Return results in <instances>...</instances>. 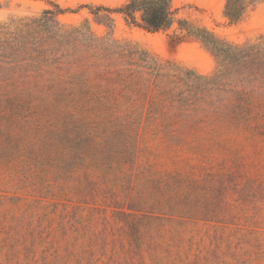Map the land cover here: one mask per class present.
Segmentation results:
<instances>
[{"label": "rangeland", "instance_id": "374dc122", "mask_svg": "<svg viewBox=\"0 0 264 264\" xmlns=\"http://www.w3.org/2000/svg\"><path fill=\"white\" fill-rule=\"evenodd\" d=\"M126 1L0 0V25L59 4L65 26L87 20L161 72L204 75L223 61L179 20L226 43L264 38V0L236 22L227 0H172L158 31L92 13ZM240 87L243 106L215 88L172 124L131 133L104 130L106 112L0 108V264H264V79Z\"/></svg>", "mask_w": 264, "mask_h": 264}, {"label": "trees", "instance_id": "16d2710c", "mask_svg": "<svg viewBox=\"0 0 264 264\" xmlns=\"http://www.w3.org/2000/svg\"><path fill=\"white\" fill-rule=\"evenodd\" d=\"M256 1L227 0L225 14L236 22ZM54 5L40 15L0 25V108L106 112L104 130L119 128L131 133L143 122L168 120L172 124L176 114L208 103L215 88H229L243 106L241 84L264 79V38L226 43L204 27L191 28L186 20H179L187 32L220 56L223 67L213 75L192 70L165 73L149 63L144 50L97 36L87 20L78 26L61 24L58 17L67 9ZM113 12L150 31L174 22L172 0H127L115 9L97 6L92 10L107 19L109 27ZM227 76L233 82L223 84ZM131 136L139 139L138 134Z\"/></svg>", "mask_w": 264, "mask_h": 264}]
</instances>
